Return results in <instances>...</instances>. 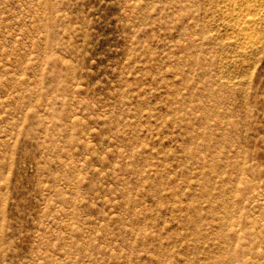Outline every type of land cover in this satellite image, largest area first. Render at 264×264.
Returning <instances> with one entry per match:
<instances>
[{"label": "rangeland", "instance_id": "rangeland-1", "mask_svg": "<svg viewBox=\"0 0 264 264\" xmlns=\"http://www.w3.org/2000/svg\"><path fill=\"white\" fill-rule=\"evenodd\" d=\"M0 264H264V0H0Z\"/></svg>", "mask_w": 264, "mask_h": 264}]
</instances>
